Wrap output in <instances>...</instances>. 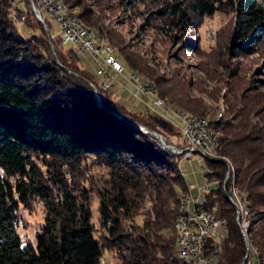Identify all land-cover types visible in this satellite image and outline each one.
Returning <instances> with one entry per match:
<instances>
[{
    "label": "trees",
    "instance_id": "trees-1",
    "mask_svg": "<svg viewBox=\"0 0 264 264\" xmlns=\"http://www.w3.org/2000/svg\"><path fill=\"white\" fill-rule=\"evenodd\" d=\"M106 1L95 0L97 9H92L83 0H64L112 44L118 58L154 80L159 96L209 117L219 132L217 154L234 165L235 184L248 209V232L264 264V94L255 88L236 91L221 116L212 118L208 115L215 109L187 85L159 88L165 82L127 52L119 33L106 24ZM120 1L131 5L134 0ZM135 1H150L149 14L160 17L162 26L186 33L204 16L230 10L236 14L230 52L247 53L264 43V0ZM10 8L9 0H0V264H103L104 248L115 249L122 264H181L174 218L179 194L189 186L180 156L153 134L161 132L168 142L180 135L179 128L149 108L130 109L119 94L101 89L81 54L73 46H60V35H54L43 13L40 20L31 8L17 6L33 30L24 36ZM89 156L109 167L105 184L97 189L99 223L108 232L104 238L96 234L91 193L83 184ZM222 157L207 158L204 176L217 186L204 193V203L226 220L219 264H238L245 242ZM146 194L150 214L128 228L126 206ZM36 199L44 204V221L30 240L19 231L20 209Z\"/></svg>",
    "mask_w": 264,
    "mask_h": 264
},
{
    "label": "rangeland",
    "instance_id": "rangeland-1",
    "mask_svg": "<svg viewBox=\"0 0 264 264\" xmlns=\"http://www.w3.org/2000/svg\"><path fill=\"white\" fill-rule=\"evenodd\" d=\"M28 1L9 0L12 16L24 36H29L33 30L26 27L23 20H21L22 12L18 13L16 8L20 6L26 11L31 8ZM83 2L85 6L97 9L95 0H83ZM105 5L102 11L106 18V24H110L116 29L123 40L121 46L127 52L135 56L145 69L153 74L154 78L165 82L159 84V88L175 86L180 83L187 85L192 95L202 97L207 104L215 109V112L209 113L208 116L212 118L221 116L226 108V99H231L232 94L236 91L255 88L258 92L264 94V43L255 44L250 52H242L238 55L228 49L230 36L236 21V14L233 11H216L211 15H206L186 33L185 31H171L166 25L162 26L164 23H162L160 17L156 14H149V10L154 6L150 1L144 3L134 0L131 5H128L121 3L120 0H107ZM41 11L51 23L54 35H59L60 26L57 20L50 15L45 7H41ZM148 16L149 18H147ZM45 30H47L46 27ZM94 30L97 32L96 29ZM36 31L39 32L38 29ZM111 47L112 51L115 52L112 44ZM117 52L119 55V51ZM81 57L83 64L95 72L96 78L98 80L103 79L102 75L96 73L97 64L91 54H82ZM119 57L122 56L119 55ZM119 59L124 65V70L122 73H117L115 70L110 69L112 86L109 90L117 95L119 94L130 109L149 108L153 112L169 117L170 114H164L161 109L154 108V94L135 92V84L138 78L146 79L154 85L158 97L159 91L154 80L133 69L125 59ZM159 97L170 104L171 114H173V109L178 108V106L169 99ZM153 134L159 141L158 135ZM163 138L166 143L172 145L177 146L179 143L178 137L168 142L169 138L166 135ZM173 152L180 156V166L189 186L187 191L180 192L179 204L181 205L182 202L181 196L187 193L193 194L195 201L204 204L205 192L202 191L201 187L206 184L210 188L217 186L214 180H209L204 176L207 170V158L197 151L186 157L176 151ZM224 159L230 161L226 157ZM84 170L83 184L91 193L92 221L96 224V234L104 238L108 232L99 223L100 211L97 189L105 184L109 167L96 157L89 156L84 163ZM229 173L230 185L232 184L231 171ZM226 186L228 188V184ZM193 206L194 200H191L189 208L192 209ZM150 207L151 199L148 194L144 198L130 201L125 208L127 211V218L125 219L127 227L142 224L146 216L150 214ZM20 214L19 231L24 238L33 240L35 232L44 221L43 202L40 199L34 200L30 208H21ZM102 263L122 264L115 249L109 248H104Z\"/></svg>",
    "mask_w": 264,
    "mask_h": 264
},
{
    "label": "built area",
    "instance_id": "built-area-1",
    "mask_svg": "<svg viewBox=\"0 0 264 264\" xmlns=\"http://www.w3.org/2000/svg\"><path fill=\"white\" fill-rule=\"evenodd\" d=\"M31 9L35 15L42 20L41 7H45L50 15L55 18L60 26V46H73L79 54L90 53L94 58L97 68L96 73L103 76L101 79V89L108 90L112 83L110 82V69L117 73H122L124 65L111 51V43L100 38L98 32H88L83 29L79 22H75L74 14L70 9H65L60 4H56L53 0H29ZM25 12L21 15V20L25 19ZM133 76V74H132ZM136 93L154 94V108L161 109L164 114H170L169 118L180 130L177 136L178 145L169 144L176 152L182 156H188L192 152H199L206 158L205 153H201V146L217 147L218 137H214L212 126L209 121H201L187 115L183 110L173 109L171 114L170 104L158 99L156 91L152 88L150 82H145L138 78L136 82ZM164 116V115H163ZM143 127V126H142ZM163 142L164 135L160 132L153 131ZM229 179V171L226 172L225 182ZM229 187V182L227 183ZM202 191L209 192L211 190L208 184L201 187ZM243 192L240 191L239 198H236L239 206V218L242 222V213L246 211L241 206V197ZM194 198H188L186 204V212L184 213V230L185 239L182 244L183 264H219V248L227 235L226 220L219 217L213 208H209L205 204V208H189V202ZM238 264H253V258L247 248L244 260Z\"/></svg>",
    "mask_w": 264,
    "mask_h": 264
},
{
    "label": "bare ground",
    "instance_id": "bare-ground-1",
    "mask_svg": "<svg viewBox=\"0 0 264 264\" xmlns=\"http://www.w3.org/2000/svg\"><path fill=\"white\" fill-rule=\"evenodd\" d=\"M53 1H55L56 4L62 5V7L65 8V9H70V11L74 14L75 22H79V25H81V27L83 29L87 30L88 32H96L93 28L87 26L79 18V16L69 7V5L64 2V0H53ZM111 51H112V47H111ZM145 82H148V81H145ZM150 84L152 85V88L154 89V85L151 82H150ZM158 99L164 102V100L161 97H159V96H158ZM176 109L183 110L187 115H190V117H192V118L200 119L201 121H209L208 118H206V117H204L202 115L196 114V113L189 112V111H187L184 108H179L178 107ZM142 128L144 130H147L144 127H142ZM212 132L214 134V137H218V144H219L220 139H219L218 132L215 131L213 128H212ZM159 139L163 142V140L160 137H159ZM163 144L166 147H169L168 143L163 142ZM169 148L172 151H175L172 147H169ZM201 153H205V155H207V157H217V156L219 157V155L216 152V147L201 146ZM227 162H228L227 164H229L227 171H229V172L231 171V178H232L231 179L232 184H230L229 187H228V195L230 197L231 202L236 207L237 221H238V224L240 226V229H241V232H242V235H243V238H244V242H245L244 255L247 253V248H248L250 256H252V258H253V264H262V261L255 254L254 244L252 242V239L250 238L251 236H249L248 222H247L248 209H247L246 203H245V201L243 200L242 197H241V206L246 211V213H242V222L244 223V225L240 222L239 206H238V202L236 200V198H239L240 191L238 190V187L235 184V179H234L235 175H234L233 163L228 161V160H227ZM188 198H194V195L190 194V193H187V194H183L181 196V201L182 202H181V205H180L179 212H178V214H177V216L175 218V221H174V228H175L176 239H177V244H178L177 257H178L179 261L181 262V264H183V258H182V254H179V253H182V244H183L184 239H185L184 213L186 212V204L188 203ZM194 206H196V208H205V203L204 204H200L197 201H195V199H194ZM220 249L221 248H219V254H220ZM219 259H220V256H219ZM243 260H244V256H243L242 261Z\"/></svg>",
    "mask_w": 264,
    "mask_h": 264
},
{
    "label": "water",
    "instance_id": "water-1",
    "mask_svg": "<svg viewBox=\"0 0 264 264\" xmlns=\"http://www.w3.org/2000/svg\"><path fill=\"white\" fill-rule=\"evenodd\" d=\"M39 19L42 20L41 18H39ZM90 84H91V86H92V88H93V90L95 92V95L97 97V100L98 101H101V92H100L99 88L92 81H90Z\"/></svg>",
    "mask_w": 264,
    "mask_h": 264
}]
</instances>
